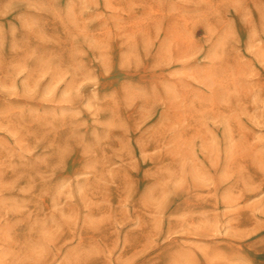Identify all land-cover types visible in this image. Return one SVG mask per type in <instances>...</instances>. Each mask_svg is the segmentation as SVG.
Here are the masks:
<instances>
[{"label":"rangeland","instance_id":"rangeland-1","mask_svg":"<svg viewBox=\"0 0 264 264\" xmlns=\"http://www.w3.org/2000/svg\"><path fill=\"white\" fill-rule=\"evenodd\" d=\"M0 264H264V0H0Z\"/></svg>","mask_w":264,"mask_h":264}]
</instances>
